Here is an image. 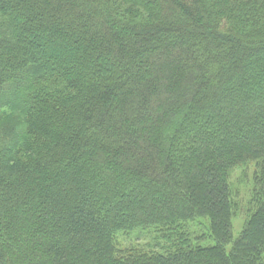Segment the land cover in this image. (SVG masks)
I'll use <instances>...</instances> for the list:
<instances>
[{
    "label": "trees",
    "instance_id": "trees-1",
    "mask_svg": "<svg viewBox=\"0 0 264 264\" xmlns=\"http://www.w3.org/2000/svg\"><path fill=\"white\" fill-rule=\"evenodd\" d=\"M0 264H264V0H0Z\"/></svg>",
    "mask_w": 264,
    "mask_h": 264
},
{
    "label": "rangeland",
    "instance_id": "rangeland-1",
    "mask_svg": "<svg viewBox=\"0 0 264 264\" xmlns=\"http://www.w3.org/2000/svg\"><path fill=\"white\" fill-rule=\"evenodd\" d=\"M257 171L255 163H238L231 165L226 174V181L229 187L231 198V225L233 231V238H236L241 231L242 226L247 220L250 212L253 210V202L251 201L254 189V175ZM203 222V220H202ZM195 228V227H192ZM133 232H140L135 230ZM124 238L122 242L123 247H128L130 243L133 244L134 240ZM205 240L202 241V243ZM146 240L142 237L138 240L137 244L140 247L145 246ZM129 249V248H127Z\"/></svg>",
    "mask_w": 264,
    "mask_h": 264
}]
</instances>
